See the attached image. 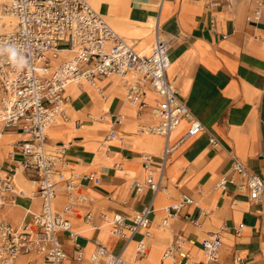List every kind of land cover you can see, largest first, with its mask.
<instances>
[{
  "label": "crops",
  "instance_id": "1",
  "mask_svg": "<svg viewBox=\"0 0 264 264\" xmlns=\"http://www.w3.org/2000/svg\"><path fill=\"white\" fill-rule=\"evenodd\" d=\"M136 51L149 52L153 41L151 24L157 18L160 33L168 44L171 64L167 77L175 80L178 96L206 131L184 137L188 121L181 120L169 135L173 151L167 161L162 190L153 194L144 187L136 193L132 181H144L160 172V154L164 139L138 130L156 120L147 110L137 111L124 99L118 77L97 81L98 92L86 81L65 88V121L51 125L47 142L52 147L65 146V164L58 166L65 176L74 172H95L100 183L83 182L78 191L92 197L87 205H76L68 213L78 236L84 258L94 249V241L119 252L124 245L109 233V218L114 212L130 216L151 203V236L146 239L147 253L135 260L134 249L141 234L126 244L122 257L135 264H171L162 260L163 250L177 234H182L193 264H234L240 256L246 264H264V216L260 203H250L247 194L229 186L216 187L217 180L229 173L231 156L249 170L264 173V7L257 22L246 17L259 0H85ZM264 1V0H263ZM0 22V31L3 30ZM3 33V32H0ZM67 44L62 43V48ZM66 57V52H61ZM151 103L154 95L146 92ZM110 130L114 137L108 138ZM212 134L218 141L209 143ZM20 128L0 129V163L12 168L21 156L9 152L22 139ZM151 161L146 167L143 156ZM32 173H17L15 183L22 194L0 211V219L19 225L38 211L40 199ZM62 184H59L61 187ZM181 193L193 203L170 220L166 229L158 227L163 207ZM65 197L58 191L54 206L61 209ZM91 212V220L84 215ZM100 213L106 219L99 217ZM185 216V217H184ZM219 232L222 246L215 261L206 263L201 240ZM66 264H74L77 254L66 233H60ZM124 253V255H123ZM32 256H20L15 264H24Z\"/></svg>",
  "mask_w": 264,
  "mask_h": 264
},
{
  "label": "built area",
  "instance_id": "2",
  "mask_svg": "<svg viewBox=\"0 0 264 264\" xmlns=\"http://www.w3.org/2000/svg\"><path fill=\"white\" fill-rule=\"evenodd\" d=\"M263 7L264 1L259 0L246 19L257 22ZM3 12L14 19V24L10 31L0 33V129L18 127L23 137L15 151L9 152L11 156L16 152L21 156L13 167L2 168L0 163V211L13 201V195L23 193L15 183L17 173H32L34 188L30 194L40 199V207L30 214L28 221L19 225L0 219V264H15L24 255L32 256L24 264H66L69 257L60 233H66L78 251L74 264H135V261L125 260L122 252L139 233L141 238L136 241L135 260L146 255V239L151 236V203L130 216L114 212L109 218V233L124 241L119 252L94 241L93 251L84 258L79 244L74 242L78 234L72 228L68 213L74 206L92 201V197L78 191V187L83 182L97 185L100 179L92 171L65 176L58 169L65 164V146H50L47 130L67 119L64 91L68 83L86 81L102 93L97 81L118 77L125 101L138 112L147 110L156 120L152 125H140L138 130L164 139L158 178L149 175L142 182L132 181L129 187L136 193L144 187L153 194L161 191L163 170L173 151L170 133L181 120L189 124L184 137L206 130L179 98L175 80L167 77L171 61L158 19L151 24L153 41L149 52L144 53L136 51L85 0H7ZM62 43L67 44L66 48H62ZM63 51L66 57H62ZM147 91L154 95L151 103L145 100ZM208 135L209 143L218 145L216 138ZM107 137H114L113 130ZM150 161L149 155L143 156L146 167ZM229 186L240 194H247L250 203H260L264 216L263 172H253L237 157L231 156L229 173L216 182L221 190ZM60 189L65 202L57 209L54 200ZM192 203L190 195L181 193L174 202L163 207L158 227L166 229L170 220L179 217L181 210ZM91 216V212H87L84 220L90 221ZM99 217L106 219L104 213ZM187 242L182 234H177L163 250L161 259L170 260L171 264H193ZM222 243L219 232L201 240L206 263L217 259ZM233 262L246 264L240 256H234Z\"/></svg>",
  "mask_w": 264,
  "mask_h": 264
},
{
  "label": "bare ground",
  "instance_id": "3",
  "mask_svg": "<svg viewBox=\"0 0 264 264\" xmlns=\"http://www.w3.org/2000/svg\"><path fill=\"white\" fill-rule=\"evenodd\" d=\"M7 2V0H4V2H2V4L0 5V22L3 23L4 27L3 30L0 32H8L13 28V24H14V19L8 15L7 13L3 12V6L4 4ZM3 14V15H1ZM74 85V83L70 82L66 85V89L71 86ZM48 132V130H47ZM124 255V253H123Z\"/></svg>",
  "mask_w": 264,
  "mask_h": 264
},
{
  "label": "rangeland",
  "instance_id": "4",
  "mask_svg": "<svg viewBox=\"0 0 264 264\" xmlns=\"http://www.w3.org/2000/svg\"><path fill=\"white\" fill-rule=\"evenodd\" d=\"M2 2H4V0H0V5L2 4ZM1 15H3V14H1ZM0 93H1V90H0Z\"/></svg>",
  "mask_w": 264,
  "mask_h": 264
}]
</instances>
